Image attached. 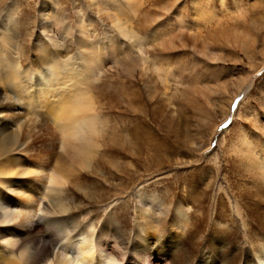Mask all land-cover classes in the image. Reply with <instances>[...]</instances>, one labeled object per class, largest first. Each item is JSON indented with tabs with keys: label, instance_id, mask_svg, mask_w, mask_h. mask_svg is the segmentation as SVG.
<instances>
[{
	"label": "rangeland",
	"instance_id": "374dc122",
	"mask_svg": "<svg viewBox=\"0 0 264 264\" xmlns=\"http://www.w3.org/2000/svg\"><path fill=\"white\" fill-rule=\"evenodd\" d=\"M0 35L14 38L29 63L18 68L19 79L33 80L55 60L58 82L98 106L107 125L102 151L83 166L60 148L50 119L32 124L31 141L15 146L23 170L33 172L0 175V194L17 197L18 186L45 193L39 226L29 232L0 223V249L11 255L26 247L28 262L37 246L48 244L53 255L81 231L101 236L120 264H144L142 228L155 226L159 242L174 234L182 246L152 264H261L264 0H0ZM12 93L0 90V126L13 123L25 137L30 116ZM52 171L65 176L60 193L46 182ZM10 227L20 233L1 231ZM6 259L0 253V264Z\"/></svg>",
	"mask_w": 264,
	"mask_h": 264
},
{
	"label": "bare ground",
	"instance_id": "6f19581e",
	"mask_svg": "<svg viewBox=\"0 0 264 264\" xmlns=\"http://www.w3.org/2000/svg\"><path fill=\"white\" fill-rule=\"evenodd\" d=\"M198 15L200 16L198 18L203 20L202 19L203 17L201 18V14L198 13ZM209 18H211V16H209ZM80 24L81 23H79L78 26H80ZM159 33L160 32H158V34ZM128 36H130V32ZM13 39L8 36L0 35V71L5 70L3 73L0 72V90H3L4 88L6 91L7 87L11 86L12 91H13L12 96L14 98H17V100L22 101L25 104L27 115L30 116L31 124L28 125V127L30 126L28 130H25L23 125L22 127L19 128V130L23 129L27 132L26 133L27 136L25 137L15 134V129H12L14 126L13 123H10V125H7L8 128H5V129H3V127L6 126L5 124L0 126V156L2 158L9 157V158H6L2 162V164L5 163V165H2L0 163L1 164L0 166L2 167V170L0 171V175L15 174L17 173V170H20L22 174H25L26 171L30 173L33 172L31 170V168L33 169V166L29 167L30 168V169L28 168L29 170L28 169L23 170V168L25 167L24 165L26 163L24 162L22 157L19 156L20 150L17 149L15 144L16 143H20L22 145L28 144L31 140L30 139L26 140V138L27 137L30 138V133L34 132L35 128L33 126H35V124H37L38 126H44L45 123L47 122L46 119H50L52 123L56 124L57 130H59V132L62 135V138L60 140V148L64 150L66 153H68L71 159L72 158L79 159V161L78 160H75V161H78V163L81 162V165L83 166L84 165L90 166L91 160H93L96 156H98L100 154L99 152L102 151L101 150L102 143L105 139V136L107 135L106 133L107 125L104 124L102 120H100L101 118L100 119L97 118V114L99 110L101 109L98 106L95 107V104L93 102H86V101L83 102L84 99L81 100V98H83L82 97L83 94L81 92H78L77 90L75 93V91L73 90L74 88L72 84L69 83V85H72L71 87L66 85L69 88L68 87L63 88L65 86L63 84L64 81L58 82L57 76L59 75H57V70H58L59 64H56L55 60L51 61V64L48 63L47 68L37 69L38 76H36V78L33 77L34 78L33 80H32V75H24V77L19 79L18 74L21 75V73H20V70H18V68H21L23 65H25L28 62L26 58L20 54V51L18 49L19 46L16 40H13ZM48 39L52 41L51 38L48 37ZM43 56H44V53H43ZM90 57L92 56L90 55L89 58ZM47 58H48V55H47ZM81 58L84 59V61L86 60L83 56ZM87 60L91 61L90 59H87ZM65 65L66 67H68L67 64ZM84 69L86 68L84 67ZM84 69H83V72H84ZM86 71H88V68ZM65 75H67V73ZM30 81H31L30 84L36 85L37 87L36 90L35 88L33 89L34 85L33 87H29V85L26 84L27 82H30ZM88 81H90L89 77H88ZM85 82L87 83V81ZM60 86L61 88H59ZM28 87L32 89L35 95L32 96L31 94H29V90H27ZM84 92H85V89H83V93ZM2 103H3V98L0 99V104ZM52 110L53 112L46 114L47 111H52ZM12 131H14V133ZM71 155L73 157H71ZM59 156L62 157L61 155ZM56 172L52 171L49 174H47L46 182L52 185L50 187H53L54 185L55 186L54 188H56V192H58L57 188L59 186L58 187L56 186L61 184L63 180H65L64 179L65 176L62 180V177L60 176L61 172L60 174L59 172L58 173ZM47 187H49V185H47ZM54 190H52L50 194L52 195L53 198L54 196H57L55 195L56 193L55 194L53 193ZM48 191H50L49 188H48ZM48 191L46 194H48ZM15 193L18 195L17 197H11L7 199L2 197L0 194V223L14 224V226L22 227V229L32 232L39 226L38 220H37L39 218L38 212H41L43 210V207L41 210V207L39 206L40 199L45 197L44 195L45 193L41 194L43 192L41 193L39 192L38 197H37V194L35 193L31 195L30 193H27V191H22L19 186L17 189H15ZM25 193L27 194L24 195ZM47 196L48 195H46V197ZM49 198H51V196ZM55 200H57V202L59 201L58 199H54V203H57L55 202ZM50 204L52 203L50 202ZM55 206L52 207L51 209L55 208ZM46 208H47V204H46ZM145 208L149 212L152 211L151 206L150 207L146 206ZM63 211H65L64 207H63ZM151 214L154 215V213L152 212ZM151 214H149L148 217H151ZM61 219H59L60 220L58 221L59 223L62 221ZM144 225L146 224L144 223ZM87 227H88V224H87ZM12 229L13 227H10L8 229H1V231L3 233H7L5 234L6 236H10V235H13V233L16 234L19 232L18 230L14 229L13 233H11ZM99 229H102V228H99ZM71 230H73L72 227H71ZM142 231L144 234H143V237L141 238L140 236V238L144 242L143 244L144 246L143 248L139 247V248H142V250L138 258L141 259L144 264H152L151 260L156 259V256L158 255L162 257H171V259H173L175 252H177L176 250L179 248L180 245L182 246L181 238L179 239L175 238L173 236L174 234L173 235L169 234L167 236V238L170 239L167 244L159 242L161 238L156 236L155 226L150 227V229L147 226L145 227L143 226ZM93 237H94L93 234H89L87 232L85 233L81 231H78L76 234H73V235L70 234L69 236L65 238L64 242H60L57 250L54 253L52 251L53 255L51 254V249H52L50 248L51 246H49L48 244H45L42 246L39 245L40 247L37 246L36 249H34L33 252L30 254V258L28 262L26 258L30 252L27 253L28 249L26 247L22 248L17 254L11 253L10 255V251L6 253L4 252V249H0V253L5 254L7 256V259L5 260V264H24V263L36 264L34 262L36 260L39 261L41 259L43 260L44 264H120V261L117 258V256L112 254L110 249L108 248L107 246L108 242L106 243L104 239L101 238V236L97 237L96 241H94L95 238L93 239ZM148 237L151 239L153 238L152 240L154 239L156 240V241H153L154 244L152 243L153 244L152 246L150 245L148 246L147 240L144 239ZM17 242L18 240L16 239V240H8L7 243L13 246V245H17ZM152 248L156 249L157 251L159 249V251L156 254H151L149 252V255H148L147 252L149 251V249H152ZM148 257H149V260L147 259ZM261 259H262L261 264H264V253L261 255ZM201 264H204V262ZM223 264H229V260L226 259V261L223 262ZM244 264H250V263L246 262Z\"/></svg>",
	"mask_w": 264,
	"mask_h": 264
}]
</instances>
